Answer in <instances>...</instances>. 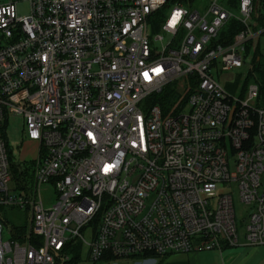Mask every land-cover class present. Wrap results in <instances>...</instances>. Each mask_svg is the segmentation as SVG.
<instances>
[{"label": "built area", "instance_id": "2783aa9c", "mask_svg": "<svg viewBox=\"0 0 264 264\" xmlns=\"http://www.w3.org/2000/svg\"><path fill=\"white\" fill-rule=\"evenodd\" d=\"M231 20L242 30L220 42ZM262 36L264 0H0V129L22 117L40 147L24 198L0 134V206L32 214L26 243L0 220V264L68 262L71 242L93 263L223 254L239 245L221 191L235 183L251 207L246 239L264 245L261 89L215 77L244 68ZM171 84L180 100L165 112L151 98Z\"/></svg>", "mask_w": 264, "mask_h": 264}, {"label": "rangeland", "instance_id": "374dc122", "mask_svg": "<svg viewBox=\"0 0 264 264\" xmlns=\"http://www.w3.org/2000/svg\"><path fill=\"white\" fill-rule=\"evenodd\" d=\"M17 9L20 16H27L30 12V5L27 1H20L17 5ZM227 9L234 13H238L237 8L235 7L231 8L227 6ZM255 44H259L261 46V53L264 56V36L261 37L259 42H255ZM247 71L248 69L244 67L242 69H235L229 73H225L222 76H219V78L215 74V77L217 81L223 86L227 84L232 85L236 82L239 75H242V78L244 79L246 77ZM239 90V94H242L243 90L241 87ZM254 106L264 109V88L261 91L259 101H257ZM0 134L7 141L9 151L12 154L14 162L24 163L27 167H30L31 172H33L32 177H27L25 181H21L18 180L11 171L12 181L10 183V187L13 194L27 198V194L31 193L34 184V171L36 166L35 163L39 156V144L36 142H31L26 137V127L22 117L11 116L9 120L3 124L2 128L0 129ZM235 163L236 159L232 158V166H234ZM232 168L233 167H231V170ZM221 191L233 196L239 245L224 250L223 256L217 253L212 257H201L199 260H201L203 264H223V262H226V259L230 253L240 252V257L235 259L234 264H264V245H254L249 243L246 239V230L249 224L251 207L241 202L238 185L236 183L228 187L226 186V188L221 189ZM40 195L46 208L52 207L58 201L57 190L52 184L44 185L41 188ZM0 216L3 219H6L11 225L24 226L27 229V233L30 232L32 218L30 207L22 209L19 206H0ZM11 230L7 228L5 233L6 238L12 239ZM179 255L183 256L185 254ZM77 264L107 263L104 261L93 263L88 259L87 252L83 251L82 258L77 262ZM116 264H119V262Z\"/></svg>", "mask_w": 264, "mask_h": 264}, {"label": "trees", "instance_id": "16d2710c", "mask_svg": "<svg viewBox=\"0 0 264 264\" xmlns=\"http://www.w3.org/2000/svg\"><path fill=\"white\" fill-rule=\"evenodd\" d=\"M241 30L242 25L236 20H231L223 29L220 42H224L225 40L227 43H230L233 37ZM245 67L248 69L246 77L243 79L242 75H239L236 82L232 85H229L228 89L232 92H235L238 89V86L241 85L244 94L251 84H258L262 91L264 88V56L261 53V46L259 44L256 45L254 42H250L246 45ZM178 100H180V96L177 92L175 84L169 85L161 94L151 98V102L154 105L160 106L165 112H168L172 107L176 106ZM10 161L11 171L18 180L25 181L27 177H32L33 172H31V168L27 167L22 162H14L11 153ZM0 220L8 229H12V240L19 243H26L28 241L29 233H27L26 227L11 225L1 216ZM65 251L72 256L71 260L68 262L61 261L60 264H77L83 255V247L80 242L69 243Z\"/></svg>", "mask_w": 264, "mask_h": 264}, {"label": "crops", "instance_id": "0c3cea01", "mask_svg": "<svg viewBox=\"0 0 264 264\" xmlns=\"http://www.w3.org/2000/svg\"><path fill=\"white\" fill-rule=\"evenodd\" d=\"M217 253L220 254L221 256H223L224 254V252L223 254H221L217 250L199 251L191 254H185L183 256H180L179 254L168 255L166 257L159 259L124 260V261H119V264H203L202 261L199 260V258L207 257V256L212 257ZM238 257H240V252L230 253L228 258L226 259V262H223V264H234L235 259H237Z\"/></svg>", "mask_w": 264, "mask_h": 264}]
</instances>
